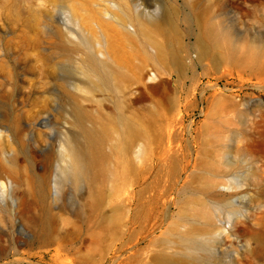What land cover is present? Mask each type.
<instances>
[{"label":"rangeland","instance_id":"rangeland-1","mask_svg":"<svg viewBox=\"0 0 264 264\" xmlns=\"http://www.w3.org/2000/svg\"><path fill=\"white\" fill-rule=\"evenodd\" d=\"M109 1L0 0V264H152L183 232L264 264V0H111L131 7L111 16ZM137 14L182 67L153 57ZM212 25L234 54L197 59ZM122 122L142 130L127 146ZM105 123L101 150L131 173L94 207L67 152Z\"/></svg>","mask_w":264,"mask_h":264},{"label":"bare ground","instance_id":"bare-ground-1","mask_svg":"<svg viewBox=\"0 0 264 264\" xmlns=\"http://www.w3.org/2000/svg\"><path fill=\"white\" fill-rule=\"evenodd\" d=\"M111 9L121 10L126 13L131 10V7L127 2L120 5L110 0L108 4L105 5L104 11L107 15L111 16L113 14ZM172 14V10H166L162 16V19L166 21V27L164 28L166 36H172L173 33H176V26L172 19ZM158 20L159 19L154 16L143 20L140 15L137 14L136 20H134L135 23L132 19L128 22L131 26H133L137 33L142 34L152 44V46L155 47L156 51L153 57L159 58L162 56H169L178 66L182 67L181 57L176 55L175 50L166 42L162 43L156 37L154 38L153 24H156ZM126 23H123L124 27H126ZM126 33L131 35L133 32L127 30ZM221 43H223V45H227V48L225 49L227 51L226 55L232 56L235 51L232 41L222 33V30L218 26L212 25L206 27L202 30V32H199L194 36L193 48L196 52V58L201 59L205 54L209 55L211 49L217 48ZM96 67L97 64L92 62V68L96 69ZM121 72V70H118V73ZM153 78L154 74L149 75V79ZM159 83H145V86L155 87ZM112 123L113 122H109L108 124L113 126ZM120 127H122V132L119 139L123 137L122 139H124L126 146L130 145L135 137L142 133L141 128L136 127V125L132 123L122 122ZM107 128V124L105 123L97 129V131L95 130L96 132L93 131L95 135L90 136V138L86 140V144L83 146L82 150H74L72 148L67 152L69 158L79 171V174L92 185L90 195L91 204L94 207L98 205L101 186L104 182H107V180L111 178L116 184H123L129 179L131 173V165L128 159L126 157L124 158V155H122L121 158L112 161V159H110L111 156L101 150L100 144L104 138L105 130ZM53 182L54 183L51 188L54 189V195L56 194V186L54 180ZM171 241L172 243H169L165 248L159 250L155 254H152V264H234L238 262L236 259H232V257L226 261L224 259L226 257L223 256L225 254H219L220 251L217 247L221 244L225 245V243L222 242L223 240L218 239V237L215 236L194 235L188 232H183L178 234L176 238L171 239ZM226 246L227 245H225V248ZM226 252L229 251L226 250ZM242 263L241 259L238 264Z\"/></svg>","mask_w":264,"mask_h":264}]
</instances>
